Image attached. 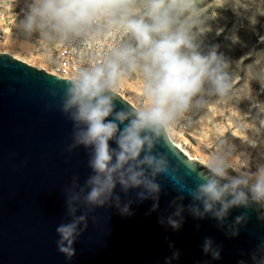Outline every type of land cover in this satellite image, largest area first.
Masks as SVG:
<instances>
[{"label": "clouds", "instance_id": "obj_1", "mask_svg": "<svg viewBox=\"0 0 264 264\" xmlns=\"http://www.w3.org/2000/svg\"><path fill=\"white\" fill-rule=\"evenodd\" d=\"M208 19L198 0H26L16 28L27 40L35 37L48 53L57 47L80 50L59 109L73 124L66 151L88 150L91 174L83 184L74 176L65 190L70 220L56 227V245L67 259L76 255L74 244L97 209L115 208L130 216L134 203L152 200L148 214L157 211L160 177L179 193L169 204L174 211L159 219L173 231L182 228L185 211L199 220L211 217L230 238L249 223L253 208L256 219L264 221V164L244 170L246 164L235 161V148L220 140L203 165L206 171L187 161L181 174V165L158 150L169 145L172 130L191 126L193 115L235 96L237 78L229 61L215 48L201 51ZM48 60L59 63L51 55ZM135 78L141 99L135 107L117 110L114 101L122 84ZM253 79L264 84V77ZM256 106L264 113V104ZM193 173L196 180L189 186L186 178ZM186 198L187 205L182 203ZM233 209L244 211L229 222ZM202 251L218 260L222 249L206 237ZM249 255L252 264H264V241ZM179 256L173 252L166 264Z\"/></svg>", "mask_w": 264, "mask_h": 264}, {"label": "water", "instance_id": "obj_2", "mask_svg": "<svg viewBox=\"0 0 264 264\" xmlns=\"http://www.w3.org/2000/svg\"><path fill=\"white\" fill-rule=\"evenodd\" d=\"M66 80L0 53V264H166L175 251L180 256L171 264H238L240 260L252 264L249 254L264 241V221L256 219L255 208L249 211V223L234 238L226 236L211 217L199 220L187 211L182 228L173 231L159 223L174 211L169 204L179 194L167 177L158 178L163 190L157 211L148 214L152 200L134 203L130 216L120 215L115 208L97 209L90 214L87 231L74 244L76 255L69 260L59 253L56 227L70 220L65 190L74 176L83 184L91 174L88 150L66 151L73 128L59 109ZM53 91L55 97L50 94ZM114 102L117 110L134 107L119 94ZM158 150L181 165V174L187 161L206 171L204 163L191 160L173 139ZM186 179L192 186L196 176L193 173ZM241 211L231 210L229 222ZM206 237L221 246L220 259L203 253Z\"/></svg>", "mask_w": 264, "mask_h": 264}, {"label": "rangeland", "instance_id": "obj_3", "mask_svg": "<svg viewBox=\"0 0 264 264\" xmlns=\"http://www.w3.org/2000/svg\"><path fill=\"white\" fill-rule=\"evenodd\" d=\"M198 7L209 17L206 24L210 29L200 38L201 51L206 54L215 48L229 61L237 78L236 93L232 101L211 103L193 115L191 126L174 129V138L204 164L216 142L223 140L235 148L237 164L255 171L264 164V113L256 106L264 104V84L253 79L264 77V0H198ZM18 42L26 50L15 48L8 39L0 42V53L15 54L39 69L46 66L47 56L37 55L34 44L23 39ZM136 98L140 100V96ZM230 174L236 175L231 170Z\"/></svg>", "mask_w": 264, "mask_h": 264}, {"label": "built area", "instance_id": "obj_4", "mask_svg": "<svg viewBox=\"0 0 264 264\" xmlns=\"http://www.w3.org/2000/svg\"><path fill=\"white\" fill-rule=\"evenodd\" d=\"M25 4L26 0H0V42H6L8 39L27 40L16 28V24L22 15ZM30 42L36 47L35 51L37 55L47 56V59L49 55L59 58L58 64L50 63L49 60H47L46 66L41 67L51 74H58L64 78H68L80 59L79 49L57 47L54 52L48 53L42 47V43L35 37ZM107 43H109V41L106 40L98 46L97 54H99L100 48ZM137 91L139 92L138 94ZM132 93H136L141 99L142 92L138 78L126 80L118 92L124 99L125 96L128 97V95ZM183 131L184 130H181V132Z\"/></svg>", "mask_w": 264, "mask_h": 264}, {"label": "bare ground", "instance_id": "obj_5", "mask_svg": "<svg viewBox=\"0 0 264 264\" xmlns=\"http://www.w3.org/2000/svg\"><path fill=\"white\" fill-rule=\"evenodd\" d=\"M18 40H13V43L15 44L14 45V47L15 48H17V49H24V50H26L25 48H24V46L22 45V43L21 42H18ZM5 52H8V51H5ZM29 54H31V52L29 51L28 52ZM15 58H18V56L17 55H15V54H12ZM136 96H137V94L136 93H132L130 96H125V100H127L128 102H130L134 107L137 105V103L139 102V99H137L136 98ZM177 133V131H175V130H172V132H171V136H172V139L176 142V144L188 155V157L191 159V160H194L193 158H192V156L189 154V152L187 151V150H185L184 148H183V146L178 142V141H176L175 140V138H174V136H175V134ZM202 163H204L203 161H201Z\"/></svg>", "mask_w": 264, "mask_h": 264}]
</instances>
